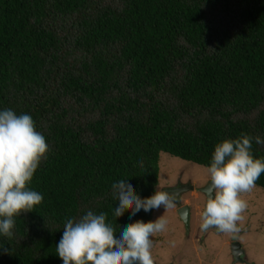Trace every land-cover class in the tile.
<instances>
[{"label":"trees","instance_id":"obj_1","mask_svg":"<svg viewBox=\"0 0 264 264\" xmlns=\"http://www.w3.org/2000/svg\"><path fill=\"white\" fill-rule=\"evenodd\" d=\"M6 109L49 151L28 185L43 201L0 235V264H63L68 219L106 213L117 237L152 220L115 218L112 185L151 196L161 152L206 167L225 139H264V0H0Z\"/></svg>","mask_w":264,"mask_h":264},{"label":"clouds","instance_id":"obj_2","mask_svg":"<svg viewBox=\"0 0 264 264\" xmlns=\"http://www.w3.org/2000/svg\"><path fill=\"white\" fill-rule=\"evenodd\" d=\"M253 140L264 145L259 136L243 133L237 139L216 144L210 166L204 169L209 182L200 213L202 230L215 228L232 235L240 231L238 222L248 207L242 195L250 193L264 173V158L253 156ZM48 151L45 137L36 130L29 114L0 111V235L12 239L15 218L42 203L43 196L28 185ZM112 194L119 205L114 210L115 218L126 211L135 216L141 210L150 212L161 207L164 213L154 220H136L123 226L118 237L115 227L106 222V213L88 211L79 219H68L56 245L63 264H154L151 237L167 230L165 213L176 208L177 193L158 184L151 196L141 199L128 180H120L113 183ZM181 215L186 220L188 211ZM0 251L9 253L4 246Z\"/></svg>","mask_w":264,"mask_h":264},{"label":"rangeland","instance_id":"obj_3","mask_svg":"<svg viewBox=\"0 0 264 264\" xmlns=\"http://www.w3.org/2000/svg\"><path fill=\"white\" fill-rule=\"evenodd\" d=\"M204 169L202 165L160 153L158 184L162 188L191 184L193 189L185 190L176 208L165 213L167 230L151 237L154 264H264V189L256 186L250 193L242 195L248 207L238 222V233L208 231L210 233L203 235L199 225L205 198L199 188L209 182ZM184 205L190 207L188 226L176 212ZM163 213L162 207L154 209L152 220ZM233 241L242 245L244 262L234 261L230 248Z\"/></svg>","mask_w":264,"mask_h":264},{"label":"water","instance_id":"obj_4","mask_svg":"<svg viewBox=\"0 0 264 264\" xmlns=\"http://www.w3.org/2000/svg\"><path fill=\"white\" fill-rule=\"evenodd\" d=\"M208 184V183H207ZM207 184L205 185V187H202L200 188V192L204 193L206 199H207V194H206V187H207ZM163 190H166V191H169V192H175L177 193V202L176 204H178L180 202V196L181 194L185 191V190H192L193 189V185L191 184H177L176 186L174 187H166V188H162ZM184 210H187L188 211V218L185 220L181 213L184 211ZM177 213L179 214L181 220L183 221V223L188 226L189 225V213H190V207L188 205H184V206H181L177 209ZM208 231H216V232H219L217 231L215 228H209L207 230ZM200 232H205V230H202L200 229ZM230 248H231V253H232V256L234 258V261H237V262H244L243 260V254H244V251H243V248H242V245L238 242V241H233L230 245Z\"/></svg>","mask_w":264,"mask_h":264},{"label":"flooded vegetation","instance_id":"obj_5","mask_svg":"<svg viewBox=\"0 0 264 264\" xmlns=\"http://www.w3.org/2000/svg\"><path fill=\"white\" fill-rule=\"evenodd\" d=\"M200 189V188H199ZM204 198H205V203H206V197H205V195H204ZM176 212H177V210H176ZM202 212V211H201ZM190 214L191 213H189V219H190ZM199 227H200V225H199ZM201 229V228H200ZM199 231V230H198ZM207 233H210V232H207V231H205L204 233H203V235H206Z\"/></svg>","mask_w":264,"mask_h":264}]
</instances>
